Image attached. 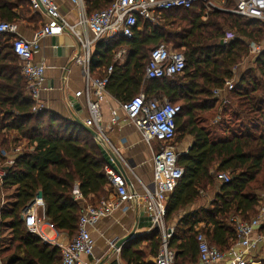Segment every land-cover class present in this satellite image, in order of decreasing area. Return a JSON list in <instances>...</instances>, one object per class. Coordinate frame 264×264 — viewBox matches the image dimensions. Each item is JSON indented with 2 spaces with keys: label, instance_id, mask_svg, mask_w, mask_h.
Returning <instances> with one entry per match:
<instances>
[{
  "label": "trees",
  "instance_id": "obj_1",
  "mask_svg": "<svg viewBox=\"0 0 264 264\" xmlns=\"http://www.w3.org/2000/svg\"><path fill=\"white\" fill-rule=\"evenodd\" d=\"M112 2L84 0L89 15ZM225 6H233V0ZM160 18L153 24L137 17L130 38L116 35L97 40L89 68L93 72L112 66L106 91L119 102L142 90L149 98H165L180 106L174 142L189 136L192 144L177 155L183 175L168 197L165 221L173 227L167 246L175 252V264H191L198 257V232L222 251L231 248L235 230L229 218L239 214L247 220L256 214L257 191L264 188V48L223 95L233 106H221L223 114H228L222 124L223 136H213L205 126L208 120L201 118L223 101L222 96L221 101L213 97V91L233 78L232 68L250 57L252 44L262 43L264 22L221 10L205 15L199 3L161 11ZM43 19L31 10L28 0H0V22L19 25L31 21L36 31ZM227 35L231 37L224 43ZM161 43L183 53L185 68L173 77L145 79L149 52ZM121 47L127 53L123 63H118L113 56ZM32 105L11 35L0 33V161L9 151L10 133L14 134L11 141L24 140L29 148L15 157L3 178V189L14 188L10 207L0 208V229L10 230L9 243H0L3 264L61 263V249L23 225L21 212L36 196L44 201L48 223L71 240L77 233L82 205H95L110 191L103 155L84 125L45 108L33 113ZM220 172L228 173L230 180H216ZM75 182L84 201L74 198ZM214 189L209 208L186 211ZM160 245L157 230L137 234L121 247L120 258L125 264H154ZM260 264H264V255Z\"/></svg>",
  "mask_w": 264,
  "mask_h": 264
},
{
  "label": "built area",
  "instance_id": "obj_2",
  "mask_svg": "<svg viewBox=\"0 0 264 264\" xmlns=\"http://www.w3.org/2000/svg\"><path fill=\"white\" fill-rule=\"evenodd\" d=\"M67 1L75 14V24L69 23L60 12L59 0H28L31 10L40 13L45 19V22L40 24L34 32L32 39L19 34L16 23L0 22V33L11 35L13 52L25 80L26 94L33 102L31 108L33 113L43 108L40 103V92L44 89L45 65L42 61L34 59L35 53L40 49V41L43 38L70 31L79 39L82 49V55L76 57L75 61L84 67L86 80L83 93L86 97L88 117L83 124L94 132L93 139L104 158L103 171L110 192L107 198L99 199L95 205L88 203L82 205L77 233L61 247L60 264H82L81 255L91 256L95 242L90 228L130 200H133L136 210L142 208L143 213L149 218L150 227L146 232L155 228L160 233L161 245L154 258V264H175V252L167 246L173 227L166 224L165 211L168 197L183 175V168L177 165L179 151L174 142L175 118L180 111V106L166 99L149 98L142 90L131 99L120 103L126 119L140 132L143 141L150 147L157 145V149L152 151V182L150 184L140 182L141 194H132L128 187L130 174H133L132 167L108 139L101 124L100 103L108 94L106 85L112 66L104 68L101 75L90 73L88 66L91 43L101 37L111 38L116 35L130 38L137 17L156 24L161 20V11L189 8L195 2H201L204 9L208 11L221 10L264 22V0H233L234 4L231 7L224 6L227 0H223L222 5L207 0H113L106 9L90 15L87 14L84 0ZM208 11H205V15ZM81 31L89 32L93 40L82 39ZM230 37L227 35L222 41L225 43ZM262 48H264V38L261 44L256 45V51ZM184 68L183 53L170 45L161 43L149 52L144 78L173 77L181 74ZM235 71L236 67L232 68L233 78L227 80L222 89L213 91V97L219 98V101L223 99L224 104L228 103V100L225 96L220 99L221 94L232 89ZM80 94H82L81 91L77 92L76 96ZM111 122H115V117H112ZM10 151L13 155H8L3 165H0V188H2L6 168L13 164L15 157L20 153V149L14 145L10 146ZM215 178L220 182H228L230 175L220 172ZM74 198L84 200L78 190L74 191ZM257 199L259 207L256 216L244 220L239 214H232L229 218V224L235 230V241L228 251L220 250L216 245L209 243L203 232H198L196 237L198 257L191 264H259L251 258V252L259 243L264 246V231L259 232L264 225V189L257 193ZM44 209L43 199L36 196L23 208L21 219L29 232L39 235L46 242L47 238L39 231L41 223L45 220ZM49 226L52 227L51 224ZM116 243L111 242L110 247L114 252L120 253V245L117 246ZM0 264H3L1 260Z\"/></svg>",
  "mask_w": 264,
  "mask_h": 264
},
{
  "label": "crops",
  "instance_id": "obj_3",
  "mask_svg": "<svg viewBox=\"0 0 264 264\" xmlns=\"http://www.w3.org/2000/svg\"><path fill=\"white\" fill-rule=\"evenodd\" d=\"M59 9L69 23H76L75 14L67 0H59ZM23 22L19 25L17 24L18 33L28 39H32L35 32L33 29V22L29 21L27 25ZM43 22H45V19H43ZM80 37L82 39L88 38L90 41L93 40L89 32L81 31ZM96 41L91 43L90 57ZM78 43H80L79 39L70 31L43 38L40 41V49L35 53L34 59L36 61H42L45 65L44 89L40 92V103L42 107L64 118L83 123L88 117V109L86 97L83 93L86 86L84 67L75 61L76 57L82 55V49L78 47ZM118 50L120 52L115 54L116 61L118 63H123L127 50L125 47H121ZM122 52L124 55L122 58H119ZM258 52L259 51H256V44H252L250 46V57L245 60L250 59L252 61ZM103 69L104 67L99 69L100 71L96 70L92 72L89 68V71L91 74L101 75L100 73ZM238 75L237 72L235 79ZM79 91H81L82 94L76 96V93ZM224 94H226V92L222 93L221 96ZM91 98H93V96H91ZM120 103L121 102L110 94H107L106 98L100 103L102 116L101 124L108 139L119 149L120 153L129 161L132 167L133 174H130L128 183L130 192L132 194H141L142 189L140 182L144 184H150L152 182V151L155 150V147L154 145L150 147L143 141L140 132L126 119L124 111L120 107ZM112 117H115V122L113 123L111 122ZM10 136L13 137L14 134L10 133ZM187 141V145L184 148H181L184 141L181 142L179 153L186 152L192 144L191 137L187 138ZM7 157L8 154L6 153L4 155V161ZM10 189L11 190L0 188V199L1 194L4 193L5 190L12 191L14 195V188ZM75 190H78L77 182H75L74 191ZM215 191L214 189L205 193V196H203L199 202L190 206V210L209 208L210 202L206 201V199L213 196ZM108 195L109 193L105 197L107 198ZM13 201L14 198L12 202ZM2 203L3 200H0V208ZM11 203L2 208H9ZM258 207L259 205H257L256 211ZM141 212H143L142 208L136 210L133 206V200H130L128 203L122 204L120 207L113 210L91 227L90 233L95 242L94 249L91 256L85 254L81 255L80 259L82 264H125L120 258V253L114 252L110 244L113 241L117 242L124 239V237L131 233L132 237L137 234L149 233L146 232L148 229L146 226L147 221L139 220ZM143 216L146 217L144 213ZM39 231L47 238L46 243L56 245L60 249L70 241V238L65 232H58L53 227L49 226L46 218L41 223ZM259 232L262 231L260 230ZM132 237L128 238L120 245V250ZM9 240V228H1L0 243L6 245L9 243ZM263 247L264 246L259 243L256 249L251 252V258H254V252H258V250Z\"/></svg>",
  "mask_w": 264,
  "mask_h": 264
},
{
  "label": "rangeland",
  "instance_id": "obj_4",
  "mask_svg": "<svg viewBox=\"0 0 264 264\" xmlns=\"http://www.w3.org/2000/svg\"><path fill=\"white\" fill-rule=\"evenodd\" d=\"M208 2H212V3H214V4H218V5H222V1L223 0H207ZM195 3H199L200 5H202L203 6V4L201 3V2H195ZM194 4V3H193ZM233 4H234V2H233ZM225 6V5H224ZM225 7H227V6H225ZM228 7H230V6H228ZM205 11H208L207 9H204ZM212 11V10H211ZM208 12H210V11H208ZM23 23H25L26 25L29 23V22H26V21H24ZM33 26H34V24H33ZM30 27V26H29ZM117 52H120L119 50H117L115 53H114V56H113V60L114 61H116V58H115V54H117ZM124 54H123V52L121 53V55L119 56V58H122V56H123ZM117 60H119V59H117ZM117 62V61H116ZM252 65V61L250 60V59H247V60H243V62L240 64V65H238L237 66V70L235 71V75H236V73L238 72V74H239V72L241 73V71H243L246 67H248V66H251ZM163 99H165V98H163ZM167 100V99H166ZM168 101V100H167ZM226 104H228V106H229V108H232L233 106L232 105H230L229 104V102L228 103H226ZM223 105V102L222 103H217L216 105H215V108L214 109H212V110H210V111H208V112H206V113H204L202 116H201V118H203L204 120L205 119H207L208 120V123H207V125H205L208 129H209V131L213 134V136H215V137H221V136H223V134H224V131H223V126H222V124H224L225 123V121L228 119V114H223V112L221 111V106ZM218 106V107H217ZM215 109H216V111H215ZM221 122V123H220ZM228 122V121H227ZM10 138V143H9V151L7 152V154L9 155V156H12L13 155V153H11V151H10V146L12 147V145H14V146H16V147H18L19 149H20V151L21 152H25V151H27V150H29V148H28V146L26 145V142L24 141V140H15V141H11V138H12V136H10L9 137ZM187 138H189V136H185L184 138H182L180 141H177V143H176V147H177V150L179 151V149H180V144H181V142L182 141H184V143L182 144V146H181V148L183 147H185L186 145H187ZM154 147H155V149H157V145L156 144H154ZM0 165H3V161H0ZM264 188H262L261 190H263ZM8 190H11V189H8ZM8 190H5L4 191V193H2L1 194V199L0 200H3V203H2V206L1 207H6L8 204H10L11 202H12V200H13V193H12V191H8ZM261 190H258L257 191V193H259ZM107 196V195H106ZM202 196H205V193L202 195ZM104 197V196H103ZM103 197H101V198H103ZM100 198V199H101ZM212 198H213V196H210L209 197V199H206V201H209V202H211V200H212ZM188 210H190V206L186 209V211H188ZM256 214H257V211H256ZM256 214H254V215H252L251 217H254V216H256ZM250 217V218H251ZM6 233H7V231H6ZM264 255V247L263 248H261V249H259V251L258 252H254L253 253V259L255 260V261H257V262H260V257L261 256H263Z\"/></svg>",
  "mask_w": 264,
  "mask_h": 264
},
{
  "label": "water",
  "instance_id": "obj_5",
  "mask_svg": "<svg viewBox=\"0 0 264 264\" xmlns=\"http://www.w3.org/2000/svg\"><path fill=\"white\" fill-rule=\"evenodd\" d=\"M78 47H80V44L78 43ZM81 125H84L82 122H79ZM85 127V129L93 136L94 135V132L90 129V128H88V127H86V126H84ZM7 169V168H6ZM140 219L139 220H145V221H147V223H146V226L149 228L150 227V223H149V218L146 216V217H144L143 216V212H141L140 213ZM152 230H155V228L154 229H152ZM151 230V231H152ZM130 237H132V233L131 234H129L128 236H126V237H124V239H122V240H119V241H117V243H116V245L117 246H119V245H121L125 240H127L128 238H130Z\"/></svg>",
  "mask_w": 264,
  "mask_h": 264
}]
</instances>
